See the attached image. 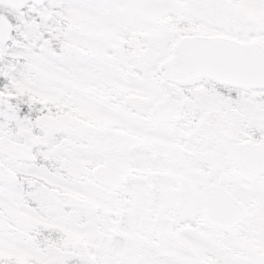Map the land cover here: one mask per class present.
<instances>
[{"label":"snow or ice","instance_id":"snow-or-ice-1","mask_svg":"<svg viewBox=\"0 0 264 264\" xmlns=\"http://www.w3.org/2000/svg\"><path fill=\"white\" fill-rule=\"evenodd\" d=\"M0 264H264V0H0Z\"/></svg>","mask_w":264,"mask_h":264}]
</instances>
